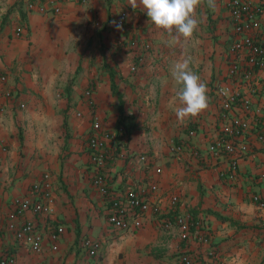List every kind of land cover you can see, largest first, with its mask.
<instances>
[{
	"label": "crops",
	"instance_id": "0c3cea01",
	"mask_svg": "<svg viewBox=\"0 0 264 264\" xmlns=\"http://www.w3.org/2000/svg\"><path fill=\"white\" fill-rule=\"evenodd\" d=\"M28 1L0 0V76L6 77L0 81V259L12 255L16 264H179L182 255H189L193 264L217 259L264 264V208L252 199H264V144L254 135L247 138L251 151L238 162L233 178L225 160L210 166L204 154L222 124L215 88L232 84L227 77L233 38L228 0H216L215 10L201 15L203 27L179 44L129 0H88L85 5L68 0L57 15L29 11ZM122 11L127 12L126 26L118 29L113 22ZM260 23L264 30V16ZM187 56L207 85L209 107L180 123L172 105L180 86L171 69ZM256 88L252 101L264 108V86ZM87 90L92 91L91 107ZM6 91L11 97H5ZM95 117L115 135L107 141L111 158L102 168L92 164L87 146ZM120 127L123 135L117 133ZM179 145L182 151L175 152ZM44 173L51 177L55 214L48 219L24 215L43 235V252L35 255L6 224L13 201L29 197ZM96 176L119 195L155 182L154 202L162 211L168 212L176 196L175 213L201 230L193 227L195 237L184 242L177 229L167 231L161 217L150 213L137 231L115 230L107 221L108 204L94 188ZM58 228L63 232L53 240ZM198 234L206 235L210 245L199 242ZM83 238L100 243L97 257L80 249Z\"/></svg>",
	"mask_w": 264,
	"mask_h": 264
},
{
	"label": "built area",
	"instance_id": "2783aa9c",
	"mask_svg": "<svg viewBox=\"0 0 264 264\" xmlns=\"http://www.w3.org/2000/svg\"><path fill=\"white\" fill-rule=\"evenodd\" d=\"M68 0H29L27 10L37 11L40 14L51 13L57 15L61 12L62 4ZM85 5L88 0H76ZM229 20L233 38L228 46V71L227 77L231 86L222 85L215 88V96L221 110L222 124L219 132L204 150L206 162L225 160L229 165L228 177L235 176L238 162L245 158L251 151L247 138L254 135L257 143L264 144V108L254 105L252 96L256 95L257 86H264V30L261 28L260 18L264 16V0H228ZM127 21V12L122 11L115 19V25L124 28ZM21 29H17L20 33ZM150 45H145L144 50H149ZM131 72L136 71V66L130 67ZM2 83L6 82L5 76H0ZM244 89L245 91H243ZM91 90L85 92L86 105L91 107ZM5 97H11V92L6 91ZM78 117L81 114H77ZM123 135L124 128L117 132ZM193 134V132H190ZM115 135L105 132L99 119L94 118L92 129L88 138L90 160L97 168H102L111 158L107 147L108 140H114ZM182 145L175 146V152H181ZM197 154V153H196ZM146 161L145 156L140 157ZM157 174L161 173L156 168ZM96 191L108 204L107 221L117 231L134 232L143 227L147 213L161 217L160 223L164 229L178 230L179 238L188 242L195 236L192 228L201 230L200 224H193L186 216L175 213L178 197L169 200V210L163 212L158 202H154V194L158 190L155 182L139 184L135 189L123 195L114 194L103 176H96L93 181ZM253 201L264 208V199L253 197ZM13 209L8 215L7 228L13 232L15 239L24 245L29 252L39 255L43 252V235L38 231L33 222L24 219L25 213H31L36 219L52 218L55 214V197L49 173H44L40 180L31 186L29 197L17 198L13 201ZM169 212L171 216H169ZM167 215V216H166ZM63 232L58 228L52 234V239H57ZM197 239L205 245H210L206 235L198 234ZM80 249L89 257H97L100 243L90 238H83L79 243ZM55 244L51 250L56 251ZM0 264H16L12 255L0 259ZM179 264H193L189 255H182ZM205 264H226L222 259L207 261Z\"/></svg>",
	"mask_w": 264,
	"mask_h": 264
},
{
	"label": "clouds",
	"instance_id": "9594fccd",
	"mask_svg": "<svg viewBox=\"0 0 264 264\" xmlns=\"http://www.w3.org/2000/svg\"><path fill=\"white\" fill-rule=\"evenodd\" d=\"M205 4L215 10L216 0H129L133 9L142 6L151 22L158 29L165 30L174 44L193 38L200 23L196 10ZM116 27L119 29L120 26ZM192 63L191 56L182 57L173 63L171 69L174 83L180 86L172 99L180 123L198 116L209 107L207 85L193 71ZM177 102L179 106H176Z\"/></svg>",
	"mask_w": 264,
	"mask_h": 264
},
{
	"label": "rangeland",
	"instance_id": "374dc122",
	"mask_svg": "<svg viewBox=\"0 0 264 264\" xmlns=\"http://www.w3.org/2000/svg\"><path fill=\"white\" fill-rule=\"evenodd\" d=\"M209 10H211V8H209L207 5L203 6V10H201L200 7L197 8V10H196L197 19L200 21L198 28H202L203 27L201 15H204V12L208 13Z\"/></svg>",
	"mask_w": 264,
	"mask_h": 264
}]
</instances>
